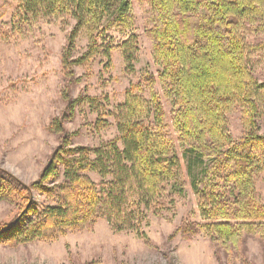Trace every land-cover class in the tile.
Instances as JSON below:
<instances>
[{
    "label": "trees",
    "instance_id": "trees-1",
    "mask_svg": "<svg viewBox=\"0 0 264 264\" xmlns=\"http://www.w3.org/2000/svg\"><path fill=\"white\" fill-rule=\"evenodd\" d=\"M13 1L12 32L42 18L64 23L66 17L74 19L63 52L67 81L73 80L76 65L88 64L98 55L109 60L114 49L121 51L125 72L134 71L138 41L130 0ZM147 1L151 7L147 32L154 42V61L161 68L158 75L171 105L170 116L158 94L139 96L134 93L139 84L134 83L111 113L117 137L95 147H70L71 135L64 124L73 117L77 102L96 110L99 103L91 96L73 98L65 88V109L48 125L60 135L59 144L38 177L25 183L0 168V201L17 207L15 215L0 224V243L53 239L66 230L89 227L98 218L114 232L134 231L146 239L143 227L149 213L160 216L170 208L166 190L182 194L186 182L203 221L181 225L186 239L201 232L211 240L217 233L223 238L238 236L250 222L264 220V204L254 186L264 169V134L257 122L264 81L253 75L250 59L251 50L264 49V43L250 45L241 34L244 19L264 15V0ZM84 28L87 48L72 59L75 39ZM155 79L151 73L141 78L148 84ZM236 107L242 114L240 138L232 136L226 119V112ZM97 119L96 125L103 126ZM35 190L55 200L38 209Z\"/></svg>",
    "mask_w": 264,
    "mask_h": 264
},
{
    "label": "rangeland",
    "instance_id": "rangeland-1",
    "mask_svg": "<svg viewBox=\"0 0 264 264\" xmlns=\"http://www.w3.org/2000/svg\"><path fill=\"white\" fill-rule=\"evenodd\" d=\"M130 4L138 41L134 71L125 72L121 51L114 49L109 60L98 55L88 64L76 65L73 80L67 81L63 52L74 19L66 17L64 23L60 18H42L22 25L21 32H12L10 19L15 2L0 0V168L25 183L38 177L59 144L60 135L48 129V125L65 109V88H69L73 98L91 96L99 103L96 110L88 103L77 102L73 117L64 124L71 135L70 147H95L116 138L118 132L111 113L134 83L139 84L134 90L139 96L149 98L158 94L166 116H170L171 105L158 75L161 68L154 61V42L147 32L151 7L147 0H130ZM243 25L241 34L248 44L264 43V15L248 17ZM87 44L84 28L75 39L71 58L84 52ZM251 51L252 73L258 82H263L264 49ZM147 73L154 74L153 83L141 80ZM262 105L257 119L260 134H264ZM97 118L103 126L96 125ZM226 119L232 136L242 137L240 109H230ZM168 126L173 130L170 119ZM89 176L99 180L95 174ZM254 186L258 200L264 204V169L256 175ZM164 198L170 208L160 216L149 213L148 224L143 227L146 239L134 231L114 232L105 219L98 218L89 227L66 230L53 239L17 245L0 243V264H264L263 219L249 221L251 224L238 236L223 238L217 233V238L211 240L201 232L186 239L181 235V225L203 222L196 195L186 182L184 193L168 188ZM53 200L34 191V207L38 209ZM16 210L9 202L0 201V224L8 222Z\"/></svg>",
    "mask_w": 264,
    "mask_h": 264
}]
</instances>
